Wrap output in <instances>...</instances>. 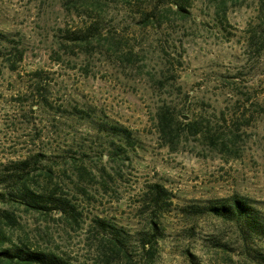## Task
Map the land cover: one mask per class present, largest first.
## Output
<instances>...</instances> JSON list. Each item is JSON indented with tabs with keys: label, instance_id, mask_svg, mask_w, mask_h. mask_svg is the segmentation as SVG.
<instances>
[{
	"label": "rangeland",
	"instance_id": "rangeland-1",
	"mask_svg": "<svg viewBox=\"0 0 264 264\" xmlns=\"http://www.w3.org/2000/svg\"><path fill=\"white\" fill-rule=\"evenodd\" d=\"M246 99L264 106V0H0V251L124 264L105 255L99 218L127 237L130 264H147L153 219L150 264H264V116ZM160 107L198 132L165 143ZM17 175L77 215L14 202ZM234 195L261 231L187 210Z\"/></svg>",
	"mask_w": 264,
	"mask_h": 264
},
{
	"label": "trees",
	"instance_id": "trees-1",
	"mask_svg": "<svg viewBox=\"0 0 264 264\" xmlns=\"http://www.w3.org/2000/svg\"><path fill=\"white\" fill-rule=\"evenodd\" d=\"M124 1V0H122ZM176 8L178 11L185 12L186 9L183 4L176 3ZM145 24V22L143 23ZM75 38L73 40H77ZM13 70V69H12ZM243 110L247 111L250 108H256L257 114L264 116V106L257 102H250L249 99L245 100L242 104ZM172 109L169 107H160L156 111L154 126L158 133L160 139L165 143L172 145L174 138H176V133L180 126H186L192 133L198 132V128L193 127L192 124L181 123L176 115H174ZM182 124V125H181ZM109 133L113 135L114 138L119 139L124 144H129L131 139V132L122 126H113L108 128ZM213 144V141L210 142ZM28 161L20 162L22 166L20 172L24 171L25 166H27ZM50 176V172L47 175ZM17 179L14 180L13 190L10 191L13 196L16 197L13 201L20 203V205L25 206V209L38 210L39 212H44L49 210L50 207H54L61 213L75 217L77 211L75 206L71 204L70 200L63 195H57V193H46L44 191H37L24 175H17ZM6 181V180H5ZM4 182L0 179V184ZM148 200L154 206L156 210L155 213L161 212L163 210L164 203L168 197L166 190L160 185H152L148 189ZM1 195V194H0ZM153 209V210H154ZM188 211L189 214H208L215 218L221 219L223 221L233 222L239 225L241 235L243 236L242 228H245V232L250 234L251 232H259L262 230L261 221L258 215V211L252 206L251 202L238 195L231 196L229 198L217 199L213 201H206L203 207L192 206ZM11 220V219H8ZM98 223L99 230L103 231L109 229L110 237L107 239V253L105 255L112 259H117L124 264L131 263V256L128 252L129 240L127 237L123 236L120 232H117L116 228L112 225L105 223L103 219L97 218L95 221ZM148 230L150 234L145 233L143 243L141 244V250L143 255H147L148 259H145L147 264H150L151 257L155 252L157 247V240L160 237V229L155 222L151 219L148 224ZM191 258V257H190ZM0 263L1 264H66L60 261L55 255H43L41 253H36L31 250H23L18 248L16 253H11L8 250L0 251Z\"/></svg>",
	"mask_w": 264,
	"mask_h": 264
}]
</instances>
